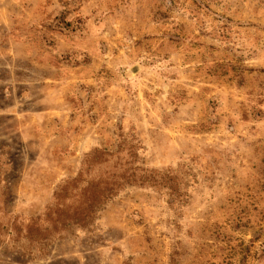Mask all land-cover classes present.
I'll list each match as a JSON object with an SVG mask.
<instances>
[{
  "label": "rangeland",
  "instance_id": "rangeland-1",
  "mask_svg": "<svg viewBox=\"0 0 264 264\" xmlns=\"http://www.w3.org/2000/svg\"><path fill=\"white\" fill-rule=\"evenodd\" d=\"M0 264H264V0H0Z\"/></svg>",
  "mask_w": 264,
  "mask_h": 264
},
{
  "label": "trees",
  "instance_id": "trees-1",
  "mask_svg": "<svg viewBox=\"0 0 264 264\" xmlns=\"http://www.w3.org/2000/svg\"><path fill=\"white\" fill-rule=\"evenodd\" d=\"M107 156L104 159V162L111 161L113 158V154L106 152ZM88 160V159H87ZM113 159L112 161H114ZM87 164V161H86ZM119 162H115V167H117ZM117 173L116 171L113 173H109L107 176H115ZM104 177V176H103ZM119 181L122 177H118ZM96 179H92V181H88L86 179L84 170H81L80 176L76 179L71 180L66 185L63 184L59 190L56 192V207L57 212L61 214H66L65 218L71 217V220L77 221H87L88 218L92 217L98 210V208L105 202V200L112 197L120 186L124 183H119L117 180L114 181H105L101 179L99 183H95ZM121 182V181H120ZM124 182H127L126 180ZM82 185V186H81ZM74 193V195H73ZM74 196L75 202L73 205H67L66 203L63 205V197L66 199L65 196ZM62 204V207H60ZM73 209L76 210L74 215H69V212Z\"/></svg>",
  "mask_w": 264,
  "mask_h": 264
}]
</instances>
